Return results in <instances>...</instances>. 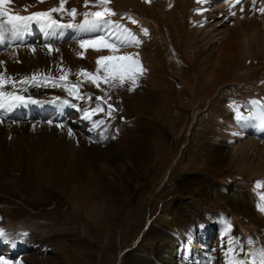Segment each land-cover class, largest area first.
<instances>
[{"label": "bare ground", "instance_id": "6f19581e", "mask_svg": "<svg viewBox=\"0 0 264 264\" xmlns=\"http://www.w3.org/2000/svg\"><path fill=\"white\" fill-rule=\"evenodd\" d=\"M211 1L110 0L108 7L116 15L106 19L129 28L141 41L118 52L79 46L80 39L105 34L78 27L84 13L100 10L91 6L96 0H89L88 8L85 0H67L65 7L76 8L79 15L59 16V22L72 27L41 29L33 24L20 40L0 42V49H7L0 54L5 77L59 78L62 68L68 82L80 83L81 93L92 97L91 102L74 99L50 82L27 85L20 95L36 103L0 110V169L26 176L23 180L1 170L0 179L16 182H0V191L31 209L0 203V230L7 233L0 239V257L8 264H226L232 258L225 257L230 237L246 250L249 238L253 247L264 246V213L256 207L257 192L264 189L255 187L264 181V128L256 121L238 123L232 109L233 102L243 105L248 116L250 101L264 102V0L255 5L233 0L229 9L217 13L222 0ZM57 4L10 0L7 10L29 15ZM201 7L207 9L202 14L197 11ZM225 14L228 19L220 21ZM178 15L182 25L167 23ZM226 21L233 24L223 30ZM143 28L151 34L145 36ZM32 39L35 44L29 45ZM128 54H138L144 69L134 90H129L130 82L122 87L101 82L98 88L79 75L82 69L96 73L101 56ZM3 90L13 88L9 84ZM97 103L104 109L93 116L104 121L100 128L78 110ZM109 104L117 109L111 119L106 115ZM187 104L190 112L204 107L207 113L200 131L198 115L189 119L173 110L182 112ZM187 124L191 136L184 135ZM20 184L58 197L30 186L37 198L28 195L25 200L23 191L20 196L17 191ZM152 199L154 208L147 214ZM226 222L232 224L227 234ZM79 236L100 241L111 257ZM201 245L208 246L205 257L198 255L200 248L196 251Z\"/></svg>", "mask_w": 264, "mask_h": 264}, {"label": "snow or ice", "instance_id": "6c2138e0", "mask_svg": "<svg viewBox=\"0 0 264 264\" xmlns=\"http://www.w3.org/2000/svg\"><path fill=\"white\" fill-rule=\"evenodd\" d=\"M10 0H0V42H6L9 38L13 40H20L22 35L26 33L33 24L38 25L41 29H52V28H67L72 27L71 24H62L59 22V16L67 15L72 19H75L79 13L76 8L67 9L65 7L67 0H58V4L55 7L49 8L47 11H37L29 15H18L11 14L7 10V5ZM43 3L44 0H39ZM200 5H204L209 2V0H196ZM242 0H236L237 4H241ZM257 0H252L253 5H255ZM110 0H96L91 6L97 7L100 10L93 12L84 13L83 23L78 25L82 32H100L103 31L104 35H97L92 39H80L79 46L82 49L92 47L96 51H101L107 49L111 52H118L121 48L126 47H138L141 44L140 39L127 27L112 20L106 19L109 16H115L116 13L108 7ZM145 3H150V0H145ZM85 8L90 6L89 0H85ZM27 11V7L24 9ZM207 9L201 7L198 9V13L202 14ZM240 11H244L243 7ZM261 14H264V7L260 8ZM59 14V15H54ZM232 15H235L233 12ZM132 24H137L138 22L128 17ZM143 34L148 35V29H142ZM48 48L49 53L53 51L50 45H45ZM35 51V49H33ZM138 54H128L124 56H101L96 60L97 71L96 73L88 72L86 70H81L79 75L84 77L88 82L92 83L96 87H100L101 82L109 84L112 87L123 86L126 82L131 83V88L129 90H134L137 86V77L141 75L144 71L138 60ZM101 66L103 71V76H100ZM61 76L59 78L50 77L48 74L40 75L33 74L30 78H24L22 80L16 81L11 77H5L0 74V110L8 111L17 105H26L29 103H36L37 101L32 97H25L20 95V92L27 91V85L32 86H50L63 88L70 97L77 100H87L91 102L92 97L87 94H82L80 83H70L67 81V73L64 69H60ZM11 84L13 91H4L7 85ZM22 85L19 89L16 85ZM107 95V93H106ZM59 99V98H57ZM97 101H102V97H96ZM63 104H69L68 100H63ZM249 115L245 116L241 108L243 105L236 104L233 102L232 109L234 112V117L236 121L240 124H244L248 121H256L260 128H264V102L260 100H252L249 102ZM77 107L76 105H72ZM82 111L83 118L93 122L94 128H100L104 121L93 120V116L100 112H104V109L97 103L95 107H85L83 109L78 108ZM117 109L112 105H108V110L106 115L111 119L113 113ZM57 127L63 129L65 126L63 124H58ZM69 137L74 135L71 128L67 129ZM256 189H264V181H258L255 185ZM260 203L256 205L258 211L264 213V193L257 192ZM232 224L226 222L225 234L230 231ZM26 236L27 233H24ZM7 237V233L0 230V239ZM254 241L249 238L247 240V250L245 245L241 243L235 237H230L228 240V248L225 252V257L232 254V258L226 260V264H264V246L259 248L253 247ZM237 251L241 254L236 255ZM0 264H8V261L3 257H0Z\"/></svg>", "mask_w": 264, "mask_h": 264}, {"label": "rangeland", "instance_id": "374dc122", "mask_svg": "<svg viewBox=\"0 0 264 264\" xmlns=\"http://www.w3.org/2000/svg\"><path fill=\"white\" fill-rule=\"evenodd\" d=\"M16 11H18V9L16 8L15 9ZM17 13H19V15H20V11L19 12H17ZM16 13V14H17ZM170 15V14H169ZM168 15V16H169ZM163 16H165V15H163ZM179 16V15H178ZM175 16L174 18H173V20H168L169 22H167V23H169V24H173L174 22H171V21H175L176 23H178L179 24V26L180 25H182L183 24V16ZM222 17H223V19H221L220 21H222V20H225V19H228V18H226L227 16H226V14L225 15H222ZM169 19H171V16H169L168 17ZM167 18V19H168ZM176 18H178V19H176ZM137 19V18H136ZM166 19V20H167ZM227 21H229V20H227ZM226 21V23H223L224 25L223 26H227V27H224V28H222L223 30H225V29H227L229 26H231L233 23H231V22H227ZM225 22V21H224ZM231 23V24H230ZM177 29V28H176ZM151 30L150 29H148V34L150 35L151 34ZM182 46H184V45H182ZM183 48H185V47H183ZM182 48V51H184V49ZM182 56V57H181ZM180 57H181V59H182V61H184V60H186L185 59V56L181 53L180 54ZM189 65V64H188ZM262 74H264V70H263V68H262V72H261ZM174 82H175V80H174ZM178 87L180 88V84H178ZM188 96H187V98L186 99H189V97H190V95L189 94H187ZM188 106V104L185 106V109L186 110H183L182 112H179V109H173L174 111H175V113L176 114H181L182 116H185L186 118H189L190 119V117H187L188 115L190 116V115H192V114H194V115H198V126H200L199 128H198V126H197V128H198V130L200 131L201 130V126H202V124H204L205 123V116L207 115V113H205V112H203V110H204V107L203 108H201V110L200 111H197V109H198V107L196 108V111L194 110V111H191L190 112V110H188V109H190V108H188L187 107ZM188 110V111H187ZM187 112V113H186ZM188 124H189V122H188ZM186 125L185 126V131H184V135H190V133L188 134V126L189 125ZM196 128V129H197ZM212 129H214L213 127H212ZM167 134L168 135H170V133H169V131L167 132ZM191 136V135H190ZM189 156V155H188ZM6 172L7 174L9 173V172H7L4 168H1L0 169V173L2 172ZM10 175H12V176H14L15 178L16 177H20V178H22L23 180H25L26 178V176H25V174L24 173H19V174H17V175H15V174H13V173H9ZM1 181V183H3V184H7V185H10L11 183H15V182H13V181H10V180H7V179H0ZM7 180V181H9V182H5V181ZM3 181V182H2ZM169 182V180H167L166 181V184ZM10 183V184H9ZM171 183H172V186L173 185H175V180H171ZM12 185V184H11ZM162 185V184H161ZM30 186H31V188H37V189H39L40 191H45L46 193H50V194H52L53 196H56V197H58V195H56L55 193H52L51 191H47L46 189H43L42 187H36L35 185H33V184H28L27 186H24L23 187V185L22 184H20L17 188V191H19V196L21 195V192H22V195L23 196H21V197H23L24 199L26 198V197H28V195H29V198H37V196L33 193L32 195H31V191H30V189H28V188H30ZM20 187V188H19ZM22 187V188H21ZM164 187V186H163ZM163 187H162V189H158V191H157V193L158 194H160L161 192H162V190H163ZM22 189V190H21ZM25 191V192H24ZM30 191V192H29ZM18 193V192H17ZM26 195V196H25ZM32 196V197H31ZM36 196V197H35ZM29 198H26L27 200H29ZM60 199H62V197L60 196L59 197ZM25 199V200H26ZM162 200H166V197H162ZM19 201H21V200H17L16 201V199L15 198H12L11 196H9V194L8 193H6V192H3V191H0V203H14L15 205H17L18 204V206H23L24 207V209L26 210L28 207H26L22 202H19ZM152 202H154V200L152 199L151 200V202L149 203V206L147 207V209H146V213L147 214H149L150 212H151V210H153L152 208H154V206L152 205L153 203ZM12 203V204H13ZM20 203H22V205L20 204ZM164 204L166 205V204H168L167 203V201H165L164 202ZM2 208V205H0V209ZM74 208H72V211L70 212L71 213V216H73L74 215V210H73ZM151 209V210H150ZM27 211H31V209H27ZM142 211V210H141ZM1 214H2V212H0ZM142 213H144V211L142 212ZM0 218H2V217H0ZM4 222V221H3ZM44 224H46V222H44ZM80 238V241H82V242H84L85 244H88V245H91V246H94V247H97V248H99L101 251H104L105 253H106V255L108 256V257H111V255H109L110 253H109V251L107 250V247L106 246H104L102 243H100V241H98V240H92V239H90V238H86L85 236H83V237H77V239H79ZM77 239H76V241H75V244H76V242H77ZM89 239V240H88ZM91 241V242H90ZM95 241H97L96 243H95ZM115 242H116V244L118 245V246H120V242H121V235H120V233L118 234H116V237H115ZM215 243V242H214ZM74 244V245H75ZM93 244V245H92ZM101 244V245H100ZM73 245V246H74ZM98 245H100V246H98ZM214 244H212V246H211V249L213 250V248L212 247H214L213 246ZM203 247V248H202ZM105 250H104V249ZM200 248V252L198 251V249ZM197 253H198V255L199 256H204L205 257V254H207V251H208V246H207V248H204V246L203 245H201L200 247H198L197 248ZM202 254V255H201Z\"/></svg>", "mask_w": 264, "mask_h": 264}]
</instances>
